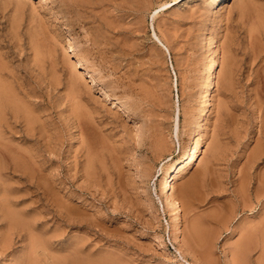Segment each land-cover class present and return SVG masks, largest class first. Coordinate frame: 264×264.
Listing matches in <instances>:
<instances>
[{
    "label": "rangeland",
    "instance_id": "1",
    "mask_svg": "<svg viewBox=\"0 0 264 264\" xmlns=\"http://www.w3.org/2000/svg\"><path fill=\"white\" fill-rule=\"evenodd\" d=\"M207 1L0 0V83L27 110L7 105L0 119V264H19L34 234L55 236L59 256L79 244L87 264L100 255L121 264H264L261 235L243 241L264 218V0H223L216 11ZM203 37L220 63L207 143L185 178H174L176 240L158 180L198 133L212 58ZM76 107L94 122L90 140ZM7 205L29 225L24 240Z\"/></svg>",
    "mask_w": 264,
    "mask_h": 264
},
{
    "label": "bare ground",
    "instance_id": "2",
    "mask_svg": "<svg viewBox=\"0 0 264 264\" xmlns=\"http://www.w3.org/2000/svg\"><path fill=\"white\" fill-rule=\"evenodd\" d=\"M73 1V0H72ZM81 1V0H80ZM222 1L223 0H208L207 1V9L209 11H216L218 10L220 4H222ZM254 1V0H253ZM182 4L181 6L185 5L187 0H181ZM174 3V2H173ZM68 4V3H67ZM257 4V3H256ZM90 5V4H89ZM166 5H170V3H166L164 4L163 6H166ZM80 7V6H79ZM77 8V6H76ZM79 9V8H77ZM94 9V8H93ZM206 9V7H205ZM253 9V8H252ZM155 10V9H154ZM262 11V10H261ZM65 15V10L62 11ZM77 12V11H76ZM71 13V12H70ZM217 14V13H216ZM61 15V14H60ZM73 15V14H72ZM86 15V14H85ZM207 15V14H206ZM62 16V15H61ZM220 16V15H219ZM65 17V16H63ZM87 17V16H86ZM222 17V16H221ZM96 18V17H95ZM68 19V18H67ZM64 20V19H63ZM84 21V20H83ZM66 22V21H64ZM86 22V21H85ZM208 22V21H207ZM69 24V22H67ZM71 23V22H70ZM89 23V22H88ZM87 24V23H85ZM91 26V25H90ZM71 27V26H70ZM204 28V26H203ZM222 28V27H221ZM217 31V30H216ZM221 31V30H220ZM220 31H217V33L215 34V36L213 37V43L216 44V42L218 41V38L220 37ZM155 37L156 39L167 49V51H169V48L168 46L161 40V38L158 36V34L155 32ZM208 35V34H207ZM264 39V38H263ZM212 40V39H211ZM40 43V42H39ZM218 43V42H217ZM201 44L203 47H205L211 54V57L210 58L211 60H209L208 63H206L203 67V71H202V75H203V80H204V85H203V88H202V92H201V109H200V112H199V115H198V123H197V129L196 131L198 132L197 135H194L192 138H191V142L186 146L182 156L180 157H177V158H174L172 159V162H171V165L170 166H167V164L165 166H167L164 171L162 172L160 178H159V192H160V197H161V202H163L162 205H167L168 208H170L171 210V221H172V224H173V231H174V234H175V239L178 240L180 239L179 238V233L180 232V212H181V202L179 201V199L176 197L175 193H174V178L177 179V178H185L186 176V173L192 169V166L196 160V153L198 150H201V148H203L205 145H206V136H205V133H204V125H205V122H204V119L207 115V112L210 111L209 109H211L209 106H210V102H211V97H212V91L214 89V87H216V81H215V66L216 65H219L220 61V55H219V52H218V47L217 48H214L212 47L206 37H203L201 39ZM216 46V45H215ZM72 49V48H71ZM78 48H76L77 50ZM79 50V49H78ZM77 50V51H78ZM40 53V52H39ZM209 56V55H208ZM209 58V57H208ZM264 60V59H263ZM81 62V61H79ZM86 65V64H85ZM84 66V64H83ZM85 68V67H84ZM88 69V68H87ZM77 72V70H76ZM79 72V71H78ZM82 73V72H81ZM86 73H88L86 71ZM91 74V73H90ZM2 75V74H0ZM89 76H92L93 75H89ZM94 78V77H93ZM202 79V78H201ZM7 82V81H6ZM95 82V81H94ZM202 82V80H201ZM77 84V83H75ZM78 85V84H77ZM202 85V84H201ZM11 86V85H10ZM9 85L7 86L5 83H0V119H1V116L5 109V107L8 105V109H11L12 111H21V110H25L27 111L25 108H24V103L22 101H18V99L16 98L13 90L11 89ZM75 86V85H74ZM76 88V87H75ZM80 92V91H78ZM200 96V95H199ZM113 99V98H112ZM117 100V99H115ZM75 105V104H74ZM87 106V105H86ZM212 106V105H211ZM73 108V107H72ZM71 108V109H72ZM79 109V107H76V109ZM88 109V108H87ZM90 109V108H89ZM94 109V108H93ZM75 110V109H74ZM73 110V111H74ZM74 113V112H73ZM76 115L78 116L79 118V124L80 126L83 128V131H84V134L89 138H92V134H94V129H93V124L91 125L90 123V120H89V114L87 112V110L85 111L84 109L80 108L79 110L76 111ZM94 114V113H93ZM198 114V113H197ZM32 115V114H31ZM30 114H28L27 116V121L28 122H32V117H31ZM94 117V116H93ZM197 117V116H196ZM2 122V121H1ZM195 123V122H194ZM96 126V125H95ZM80 129V128H79ZM194 131V130H192ZM81 132V131H80ZM99 133V132H98ZM194 133V132H193ZM196 133V132H195ZM99 136V135H98ZM97 136V137H98ZM143 136V135H142ZM192 136V135H191ZM87 138V139H88ZM97 140V139H96ZM143 140V139H142ZM146 140V138H145ZM189 140V139H188ZM91 142V141H90ZM94 142V141H93ZM141 142V141H140ZM152 142V141H151ZM189 142V141H188ZM88 143V142H87ZM92 143V142H91ZM85 144V143H84ZM89 144V143H88ZM140 144V143H139ZM91 145V144H89ZM100 145H101V142H100ZM104 145V144H103ZM111 145V144H110ZM88 146V145H87ZM96 146V145H95ZM102 146V145H101ZM138 146V145H137ZM93 147V146H92ZM107 147V146H106ZM91 148V146L89 147ZM116 148V147H115ZM12 149V148H11ZM10 149V150H11ZM88 149V148H87ZM112 149V148H111ZM6 150V149H5ZM1 151V150H0ZM88 151V150H87ZM118 151V150H117ZM123 151V149H122ZM2 152V151H1ZM6 152V151H5ZM97 152V151H96ZM121 152V151H120ZM12 153V152H11ZM10 153V154H11ZM89 153V151H88ZM116 153V151L114 152ZM5 154V153H4ZM13 154V153H12ZM101 154V153H100ZM3 155V154H2ZM102 155V154H101ZM258 155V153L256 152L252 158H255L256 156ZM89 157H91L90 155H88ZM95 156V155H94ZM118 158V157H117ZM90 159V158H89ZM87 160V158H86ZM258 160V159H256ZM117 161V160H116ZM20 162V161H19ZM19 162H14V165L12 166V168L14 169H21L22 170L24 169L23 166L21 163ZM103 163V162H102ZM93 160H88L87 163L85 164V173L84 174H90L92 173V169H93ZM170 164V163H169ZM10 164H8V168H9ZM4 169H5V166H4V163L0 160V176L2 175L3 176V172H4ZM13 170H11L12 172ZM10 172V173H11ZM7 173H5L6 175ZM188 174V173H187ZM4 175V176H5ZM1 176V178H2ZM5 179V177L3 178ZM9 180V178H8ZM43 180V179H41ZM179 180V179H178ZM259 182H260V185L257 187V196L260 197L261 195L264 194V172L260 173V176H259ZM4 182V181H3ZM8 182V181H7ZM12 183V182H11ZM42 184V183H41ZM44 184V183H43ZM42 184V185H43ZM4 185V184H3ZM46 185V184H45ZM193 185V184H192ZM1 186V185H0ZM9 186V185H8ZM189 186L190 185H182V192L183 194H187V190H189ZM196 186V185H195ZM13 188V187H12ZM47 188V186L45 187ZM191 188V187H190ZM10 189V187H9ZM48 189V188H47ZM56 189V188H55ZM4 190V188H3ZM8 190V189H7ZM13 190V189H12ZM244 190V189H243ZM242 190V191H243ZM2 191V190H1ZM18 192V190H15ZM49 191V190H48ZM192 191V190H191ZM4 192V191H3ZM7 192V191H6ZM5 192V193H6ZM11 192V190L9 191ZM52 192V191H51ZM244 192V191H243ZM14 193V192H12ZM53 193V192H52ZM51 193V194H52ZM57 193V192H56ZM60 193V192H59ZM190 193V191H189ZM48 194V193H47ZM62 194V193H61ZM56 195V194H55ZM69 195V194H68ZM67 195V196H68ZM3 196V194H2ZM48 196V195H47ZM63 196V195H62ZM6 197V196H5ZM16 197V196H15ZM59 198V196H57ZM72 197V196H71ZM70 197V198H71ZM61 198V196H60ZM64 198V197H63ZM68 198V197H66ZM17 199V198H16ZM72 199V198H71ZM9 196H7L5 198L4 202L3 201V204H7V201L9 203ZM51 200V199H50ZM2 201V200H1ZM13 201V200H12ZM11 201V202H12ZM55 201V200H54ZM71 201V200H70ZM81 201V200H80ZM14 202V201H13ZM67 202V201H66ZM73 202V201H72ZM15 203V202H14ZM14 203L12 205H14ZM55 203V202H53ZM57 203V202H56ZM60 202L58 201V204ZM63 203V202H62ZM1 204V203H0ZM18 204V202H17ZM16 204V205H17ZM69 204V203H68ZM71 204V203H70ZM75 205V204H74ZM8 206V211H7V215H8V223L9 225H13V224H17L19 228V230L14 231L16 232V234L20 237L21 240H24L27 233L29 232V225L27 226V223L22 220V218L17 214V212L9 207ZM19 205H17L18 207ZM166 206V207H167ZM20 207V206H19ZM72 207V205H71ZM74 207V206H73ZM72 207V208H73ZM16 208V207H15ZM71 208V209H72ZM75 208V207H74ZM77 209V208H75ZM61 211V210H60ZM64 211V210H63ZM67 212V211H66ZM80 212V211H79ZM21 213V211H20ZM27 213H29L27 211ZM64 213V212H63ZM81 213V212H80ZM26 214V213H25ZM72 214V213H71ZM79 214V213H78ZM24 215V214H23ZM27 215V214H26ZM60 215V214H59ZM68 215V214H67ZM82 215V214H81ZM69 216V215H68ZM76 216V214H75ZM24 217V216H23ZM63 217V216H62ZM71 217V216H70ZM72 219V218H70ZM61 220V218H60ZM64 220V219H63ZM61 223V222H60ZM62 224V223H61ZM36 225V224H35ZM62 226V225H61ZM35 227V226H34ZM39 227V225H38ZM14 228V227H13ZM59 228V227H58ZM252 227H250L251 229ZM36 230V227L34 228ZM39 229V228H37ZM195 229H198L196 226H195ZM249 229V230H250ZM40 230V229H39ZM38 230V231H39ZM45 230V229H44ZM43 230V231H44ZM47 230V229H46ZM45 230V231H46ZM52 230V229H51ZM50 230V231H51ZM56 230H59V229H56ZM202 230V229H201ZM12 231L11 233H13L14 231L13 230H10ZM23 231H26V232H23ZM48 231V230H47ZM46 231V232H47ZM75 231V230H74ZM210 231V229H209ZM35 232V231H34ZM73 232V231H72ZM256 232L261 235V238H262V245L264 246V218L261 220L260 222V225L256 227V229H251L249 232H246L245 235L243 236V241H247L248 239H252L254 235H256ZM38 233V232H37ZM75 233V232H74ZM195 233V232H194ZM193 233V234H194ZM34 234V233H32ZM63 234V233H62ZM173 234V235H174ZM14 235V234H13ZM36 235V234H34ZM34 235H31L33 236L32 237V243L31 245L29 244L30 246V250L28 251V253L26 254H23L22 257H23V260L19 263V264H87L89 261L87 259H85V257H82V254H83V251L81 248L83 247H80L78 245H75V246H71V244H68L71 246L70 250L68 253L66 254H63L62 256H59L57 254H55L56 252H54V247L55 246V239L54 237L55 236H51V238L49 239H46L44 237H38V236H34ZM38 235V234H37ZM70 235V233H69ZM79 238V237H77ZM260 238V237H259ZM27 239V238H26ZM64 239V238H63ZM59 241V240H58ZM208 240H206L207 242ZM14 241H12V238L11 237H8V243H4L3 245L11 248L14 246ZM76 242V241H75ZM73 243V242H72ZM2 245V246H3ZM73 245V244H72ZM260 245V244H259ZM26 246V245H25ZM64 248L66 247L65 245H63ZM69 246V247H70ZM68 247V246H67ZM66 247V248H67ZM68 247V248H69ZM241 247V246H240ZM58 248V247H57ZM60 248V247H59ZM58 248V249H59ZM62 248V247H61ZM60 248V249H61ZM65 248V249H66ZM26 249V248H25ZM63 249V248H62ZM61 249V250H62ZM187 249V248H186ZM264 249V248H263ZM14 250V249H13ZM61 250H58V251H61ZM190 250V249H189ZM65 251V250H64ZM63 251V252H64ZM67 251V250H66ZM89 251V249H88ZM93 251V250H92ZM210 251V250H209ZM2 252V251H1ZM12 253V252H11ZM65 253V252H64ZM93 253V252H92ZM91 253V254H92ZM106 253V252H105ZM191 253V252H190ZM238 253V252H237ZM9 254V253H8ZM94 254V253H93ZM189 254V253H188ZM264 254V253H263ZM19 255V254H18ZM90 255V254H89ZM113 255V254H112ZM261 255V254H260ZM121 257V256H119ZM15 259L16 258V255H15ZM22 259V258H21ZM97 261H96V264H121V262L119 261V259H116L114 257H109V256H103V255H100L98 256L97 258ZM122 259V258H121ZM125 260V258H124ZM14 262V260H13ZM124 262V261H123Z\"/></svg>",
    "mask_w": 264,
    "mask_h": 264
}]
</instances>
